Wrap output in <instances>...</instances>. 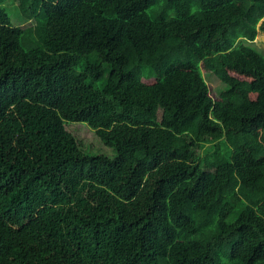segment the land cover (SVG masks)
<instances>
[{"label":"trees","instance_id":"obj_1","mask_svg":"<svg viewBox=\"0 0 264 264\" xmlns=\"http://www.w3.org/2000/svg\"><path fill=\"white\" fill-rule=\"evenodd\" d=\"M260 30L264 0H0V264H264Z\"/></svg>","mask_w":264,"mask_h":264},{"label":"rangeland","instance_id":"obj_2","mask_svg":"<svg viewBox=\"0 0 264 264\" xmlns=\"http://www.w3.org/2000/svg\"><path fill=\"white\" fill-rule=\"evenodd\" d=\"M254 45L264 52V31H259V35ZM108 76L109 74L107 72L106 77ZM206 80L210 85L213 95H217L224 89L222 81L217 76H208ZM66 127L67 130L76 137L81 148L85 151L86 154L91 156L104 155L109 158H115L117 156V151L114 148L106 146L101 138L97 135L96 130L89 127L86 123L67 122ZM212 145L213 144L209 143L204 147V154L210 152L209 148L212 147ZM237 217V214H233L229 218V221H235Z\"/></svg>","mask_w":264,"mask_h":264}]
</instances>
